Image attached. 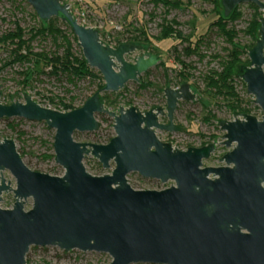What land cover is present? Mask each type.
<instances>
[{
	"label": "water",
	"instance_id": "obj_1",
	"mask_svg": "<svg viewBox=\"0 0 264 264\" xmlns=\"http://www.w3.org/2000/svg\"><path fill=\"white\" fill-rule=\"evenodd\" d=\"M27 1L41 20L61 17L71 26L88 65L102 74L105 85L69 111L42 106L26 92L23 102L4 104L0 91V119L19 117L55 129V160L64 168L62 175L35 171L14 139L0 141V203L6 193L15 199L11 208L0 206V264H26L32 246L107 253L109 264H264V16L248 52L250 63L240 65L238 75L262 116L232 111L233 120L216 119L224 132L220 143L228 150L219 158L223 165L205 166L217 138L181 149L158 136L159 130L180 129L175 123L179 101L196 99L188 82L162 89L165 109L131 105L115 112L102 99L103 91L119 92L161 61L147 51L133 63L126 59L149 44L106 45L99 30L82 24L69 4ZM243 3L264 11L263 0H220L225 16ZM98 114L114 118L115 136L106 144L76 141V131L100 128ZM89 155L105 169L114 164L112 171L90 173L84 164ZM132 172L171 184L135 189L128 181Z\"/></svg>",
	"mask_w": 264,
	"mask_h": 264
},
{
	"label": "rangeland",
	"instance_id": "obj_2",
	"mask_svg": "<svg viewBox=\"0 0 264 264\" xmlns=\"http://www.w3.org/2000/svg\"><path fill=\"white\" fill-rule=\"evenodd\" d=\"M69 4L74 16L84 25L99 30L104 44L116 47L120 43L134 42L148 45L147 50L138 49L132 54H126L129 62H135V57L147 53L158 54L161 61L140 76V81H129L119 92V105L110 110L118 112L121 106L131 105L147 110L149 107L161 106L166 108L167 100L165 90L167 87L180 88L182 82H188L194 89L196 99L192 101L181 100L175 113V123H179L180 129L174 132L158 131V136L165 142H172L175 147L187 149L188 147H200L210 142L217 146L211 158L204 161L205 166L223 165L219 158L227 148L220 142L224 132L217 124L216 119L233 120L234 113L227 108L221 98L213 97L206 91L205 75L212 70H221V59L227 55L231 45L216 27L210 29L211 22L215 21L213 14L214 0H181L180 8L171 9L166 15V8L160 4L155 5L153 0H61ZM264 1V0H263ZM220 5V10L222 6ZM242 16L234 22H229L228 27H234L239 31L237 41L243 45H249L251 38L245 32L253 19L255 11L249 3L240 4ZM223 11V10H222ZM260 16H264L261 11ZM37 12L27 0H0V37L16 29L17 24L26 30V38L30 37L31 28L40 26L48 27V21L41 22ZM175 20L179 23L177 28L188 35L196 29V34L206 36L205 43L201 47L200 56L187 57L183 54V46L178 47L177 53H181L180 59L189 67L184 68L178 62L177 54L173 46L179 41L174 38L159 39L164 18ZM62 18L57 17L56 24L62 30L66 26L62 24ZM176 27V26H175ZM146 28L149 39H144L142 31ZM139 37L142 39L140 40ZM34 52H43L53 55L57 52L62 55L63 47H57L52 36L43 35L31 42ZM14 45L0 43V91L2 103L24 101V92L42 106L65 111V104H71L74 109L82 106L85 101L99 90L100 82L88 78L72 80L66 73H53L45 63L33 78L25 84L23 71L29 63L15 62ZM81 47L74 44V51ZM248 57V56H247ZM249 58V57H248ZM245 58H243L244 60ZM4 63H8L4 66ZM248 64V63H245ZM43 68V69H42ZM42 70V71H41ZM41 71V72H40ZM97 71V69H96ZM188 78H181L180 72ZM150 81L149 87H142V82ZM104 79H103V82ZM236 88L243 98V105L251 110L257 117L262 116L259 105L254 103V97L247 92L245 83L241 78L237 79ZM192 89V88H191ZM194 92V91H193ZM107 92L103 91L101 95ZM112 94V93H111ZM127 104V105H126ZM157 108V107H156ZM155 109V108H153ZM232 113V115H231ZM236 116H239L236 114ZM100 128L93 132L74 133V139L79 142H92L106 144L115 136L114 118L108 114H98ZM168 122L167 118L161 119ZM10 124L15 125L12 129ZM55 129L50 128L45 122L30 121L24 118H1L0 141L5 138L14 139L17 149L24 162L33 170L51 175H62L64 168L56 163L54 150ZM5 136V137H4ZM86 169L94 175L110 173L111 169L103 168L98 174L97 160L92 155L84 159ZM5 178L15 186V179L9 170L4 171ZM128 181L135 189H163L171 183L162 184L159 180L143 178L138 173L128 175ZM12 192L3 195L0 203L2 208H11L14 205ZM32 200L26 203V209L31 207ZM112 258L107 253L94 251H81L74 249L65 251L57 246H32L26 257V264H109ZM150 264V263H138Z\"/></svg>",
	"mask_w": 264,
	"mask_h": 264
},
{
	"label": "trees",
	"instance_id": "obj_3",
	"mask_svg": "<svg viewBox=\"0 0 264 264\" xmlns=\"http://www.w3.org/2000/svg\"><path fill=\"white\" fill-rule=\"evenodd\" d=\"M153 1L155 5L162 4L166 8V15L171 11V9L180 8L182 6L181 0ZM214 3L215 5L213 14L216 16V19L215 21L211 22L210 29L216 27L217 30L226 37L231 47L227 50V55L225 56V58L221 59V70H212L207 75H205L204 81L206 82V91L212 93L213 97H215L216 99L221 98L225 106H227V108H229L230 110L235 111L236 113H251V110L243 105L244 100L243 98H241L237 91L236 82L242 64L250 63V60L247 57L248 52L255 45L256 40L260 36L259 26L261 12L255 4L249 3V6L255 11L249 28L245 31L251 38V43L249 45H243L242 43L237 41L239 31L234 27H228L229 22H234L242 16L240 5L236 7L231 15L225 16L224 11L220 10V0H214ZM56 20L57 17L51 18L48 21V27L40 26L39 28H31L29 30V38H26V30L19 24H17L14 31H9L0 37V43L2 44V46L6 44L15 46V57L13 59L15 62L29 63V66L22 73L24 75L25 84H27L28 81H30L37 72H39V69H41V66L45 63L46 66H49L51 68V72L56 74L61 72L66 73L71 76L72 80L88 77L91 80H98L100 82L98 92L101 91L105 85V83H102V74L98 70L96 71L95 68H91L88 65L83 55L82 49H79V51L77 52L74 51V44L76 43L77 45H79V43L78 38L74 34L71 26L67 22L62 21V24L67 28L66 30H62L55 23ZM41 22L44 23V20H41ZM178 25L179 23L177 21L167 20V18L165 17L164 22L161 24L162 30L157 38L169 39L175 37L179 41V43L173 46V51L178 55V62L182 63L184 68H188L189 66L180 59L181 53H177L178 47L180 45H185L183 46V54H185L187 57H191L194 55L200 56L201 47L205 43L206 36L196 34L197 27L194 28V31L192 33L184 35L183 32L177 28ZM46 34L53 37L54 42L58 48H64V52L62 55H59L57 52H55L53 55L49 56V54L47 53L45 54L43 52L39 53L33 51L31 42L37 37ZM142 34L145 36L144 39H149L146 28H144ZM138 38L140 40L142 39L139 36ZM243 58L245 59L243 60ZM6 64L8 63H4V66ZM180 76L183 79L188 78L182 71L180 72ZM151 84L152 83L150 81H147L142 82L141 86L146 88ZM119 97L120 94H114L113 92H107L102 95V99L108 108H117V106L119 105ZM64 107L65 111L74 109L71 104H65ZM10 126L12 127V129H15L14 124H10ZM97 170L98 174L102 173L103 166L101 163L98 164Z\"/></svg>",
	"mask_w": 264,
	"mask_h": 264
},
{
	"label": "flooded vegetation",
	"instance_id": "obj_4",
	"mask_svg": "<svg viewBox=\"0 0 264 264\" xmlns=\"http://www.w3.org/2000/svg\"><path fill=\"white\" fill-rule=\"evenodd\" d=\"M164 118H166V117H164Z\"/></svg>",
	"mask_w": 264,
	"mask_h": 264
},
{
	"label": "built area",
	"instance_id": "obj_5",
	"mask_svg": "<svg viewBox=\"0 0 264 264\" xmlns=\"http://www.w3.org/2000/svg\"><path fill=\"white\" fill-rule=\"evenodd\" d=\"M71 10V9H70Z\"/></svg>",
	"mask_w": 264,
	"mask_h": 264
}]
</instances>
